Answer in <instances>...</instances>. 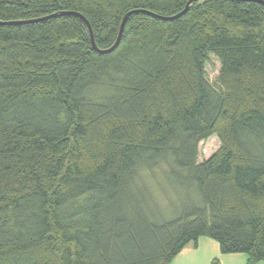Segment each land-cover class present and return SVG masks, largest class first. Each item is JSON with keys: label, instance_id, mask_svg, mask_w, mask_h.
<instances>
[{"label": "trees", "instance_id": "1", "mask_svg": "<svg viewBox=\"0 0 264 264\" xmlns=\"http://www.w3.org/2000/svg\"><path fill=\"white\" fill-rule=\"evenodd\" d=\"M190 1L0 0V264L264 263V5Z\"/></svg>", "mask_w": 264, "mask_h": 264}, {"label": "crops", "instance_id": "2", "mask_svg": "<svg viewBox=\"0 0 264 264\" xmlns=\"http://www.w3.org/2000/svg\"><path fill=\"white\" fill-rule=\"evenodd\" d=\"M243 255H224L219 243L202 237L199 239L197 247L193 245L186 247L172 264H213L214 261H218L219 264H247L248 257Z\"/></svg>", "mask_w": 264, "mask_h": 264}, {"label": "water", "instance_id": "3", "mask_svg": "<svg viewBox=\"0 0 264 264\" xmlns=\"http://www.w3.org/2000/svg\"><path fill=\"white\" fill-rule=\"evenodd\" d=\"M197 1H199V0H192V1H190V2L188 3L187 8H186L183 12H181V13H179V14L173 16V17H160V16H157V17H159V18H161V19H163V20H165V21H172V20L178 19V18L184 16V15L188 12V10H189V6H190L193 2H197ZM245 1H253V2H257V3H260V4L264 5V0H245ZM137 12H138V11H133V12L128 13V14L125 16L124 21H123L122 26H121V29H120V32H119V36H118L117 42H116V44H115L112 48H110V49H108V50H100V49H98V48L96 47V44H95V42H94V37H93L92 29H91V26H90L89 22H88L83 16H80V15H78V16L82 17V19L85 21V23H86L87 26L89 27V30H90V33H91V41H92V44H93L94 49H95L97 52L101 53V54H108V53H111V52H113L114 50L117 49V47L119 46L120 41H121V39H122V36H123L124 30H125V27H126V23H127L128 18H129L131 15H133L134 13H137ZM52 17H54V16H52ZM49 18H50V17L43 18V19L36 20V21H30V22L43 21V20H46V19H49ZM24 23H25V22H24ZM27 23H28V22H27Z\"/></svg>", "mask_w": 264, "mask_h": 264}, {"label": "rangeland", "instance_id": "4", "mask_svg": "<svg viewBox=\"0 0 264 264\" xmlns=\"http://www.w3.org/2000/svg\"><path fill=\"white\" fill-rule=\"evenodd\" d=\"M218 70H219V63L217 62V60L212 58L210 64L208 65V73H209L210 81H214L216 75L218 74ZM219 148H220V141L216 136L202 142L199 146V151H200L199 160L204 161L210 158ZM171 200H174V198L172 197Z\"/></svg>", "mask_w": 264, "mask_h": 264}]
</instances>
